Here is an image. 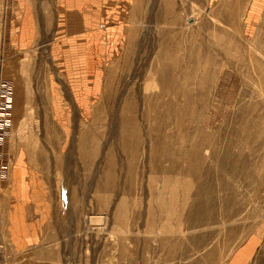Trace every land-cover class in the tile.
I'll return each instance as SVG.
<instances>
[{
  "label": "rangeland",
  "instance_id": "rangeland-1",
  "mask_svg": "<svg viewBox=\"0 0 264 264\" xmlns=\"http://www.w3.org/2000/svg\"><path fill=\"white\" fill-rule=\"evenodd\" d=\"M6 2L0 87L41 123L12 122L0 184L18 163L47 180L55 242L158 241L184 225L220 264L264 224V0H103L87 28L36 0L29 45L26 24L9 38Z\"/></svg>",
  "mask_w": 264,
  "mask_h": 264
},
{
  "label": "crops",
  "instance_id": "crops-1",
  "mask_svg": "<svg viewBox=\"0 0 264 264\" xmlns=\"http://www.w3.org/2000/svg\"><path fill=\"white\" fill-rule=\"evenodd\" d=\"M6 1L4 8L6 27L11 31L9 38H14L12 43H20L18 35L23 24L30 29L26 37L28 45L35 43L39 35L36 29L39 26L36 0ZM102 3L103 0H55L59 26L87 28L98 24L101 20L99 11ZM6 72L4 69L1 70L3 74H7ZM12 103H14L11 109L13 125L17 123V127L24 122L41 123L40 116H32L28 113L30 104L26 106L25 113L20 112V106L18 104L15 106V93ZM15 109L17 112L14 116ZM38 132V130H30L20 135L32 138L38 137L36 135ZM19 151L23 153L24 150ZM27 168H24L23 164H16L11 179L0 184V263L217 264L215 247L208 245L201 253L200 229L184 225L168 227L166 230L169 237L166 235L168 238H159L158 241H152V235L144 233L143 236L134 235V238L111 245L88 246L55 242L52 238L55 221L53 212H50L48 207V182L44 178L34 177L30 173L33 168ZM176 214H185V212H176ZM45 235L49 237L48 241L40 243V237L47 239ZM105 246L110 247L107 249L110 253L106 255ZM220 264H264V224L258 225L256 230Z\"/></svg>",
  "mask_w": 264,
  "mask_h": 264
},
{
  "label": "built area",
  "instance_id": "built-area-1",
  "mask_svg": "<svg viewBox=\"0 0 264 264\" xmlns=\"http://www.w3.org/2000/svg\"><path fill=\"white\" fill-rule=\"evenodd\" d=\"M12 89L8 84L0 87V180L5 178V170L7 166L3 164L2 157L4 151V143L12 124Z\"/></svg>",
  "mask_w": 264,
  "mask_h": 264
}]
</instances>
